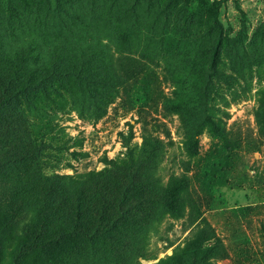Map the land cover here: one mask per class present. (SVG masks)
<instances>
[{
  "label": "rangeland",
  "instance_id": "obj_1",
  "mask_svg": "<svg viewBox=\"0 0 264 264\" xmlns=\"http://www.w3.org/2000/svg\"><path fill=\"white\" fill-rule=\"evenodd\" d=\"M21 58L40 75H78L52 77L50 99L39 91L24 125L0 133L2 264L51 183L72 201L82 191L69 177L103 171L112 190L142 182L135 197L110 190L109 208L148 206L121 209L134 224L127 242L66 264H161L202 219L215 229L209 245L223 246L214 264H264V0H0V76ZM165 188L187 193L185 219L162 204Z\"/></svg>",
  "mask_w": 264,
  "mask_h": 264
},
{
  "label": "trees",
  "instance_id": "obj_2",
  "mask_svg": "<svg viewBox=\"0 0 264 264\" xmlns=\"http://www.w3.org/2000/svg\"><path fill=\"white\" fill-rule=\"evenodd\" d=\"M17 63L18 65L13 67L20 74L15 72L13 76L7 78L0 76V133L14 124L18 123L17 129L19 126L24 125L25 112L32 106L34 101L40 102L41 95L39 91H43L46 95L52 77L67 75L77 79L78 75L58 66L46 68L40 75L36 68L28 65L26 59L21 58ZM80 79L84 80V77ZM118 82L121 84L120 77H118ZM124 95L129 96L127 92ZM45 99L48 101L50 98L46 95ZM144 144H148V138L146 137L144 138ZM149 147L147 157H151L156 149L152 143H149ZM35 153L29 155L22 152L24 158L33 157ZM21 157L18 156L15 161L22 160ZM125 164L121 163L114 166L117 175L124 176L122 169ZM106 174H108L107 171L101 173L89 172L69 177L70 184L82 191L72 201L68 198H58L55 190H59V187L55 183H51V197L43 199L42 208L37 212V221H32L26 227L23 238L15 246L10 264H30V262L35 264H66L87 254L86 249L89 246L98 243L105 245L110 241L114 245H120L122 240L127 242V239H129L128 232L134 230V224H129L128 221L131 218L127 217L122 210L131 209L133 210L131 213H137L138 209L135 210V206L143 205V207H146L145 205L148 206V204L145 200L135 203L136 205H130L127 202L122 204L120 200L114 204V207L116 206L114 209L109 208L105 202L108 200V196H111L108 193L112 190V187L108 186L110 184L107 182H101ZM184 179L187 178L176 179V181L180 185V183L187 182ZM126 182L125 187L120 186L112 192L126 193L128 187L133 192L131 196L135 197V193L138 191V187L142 186V182L135 178L130 182ZM121 183L123 184V182ZM100 184L102 189L97 192L96 188ZM88 189H93L95 196L97 195L93 200L96 205L99 201L103 203L104 208L101 212H97L94 207L89 208L93 201L85 198L82 200L84 192ZM161 193L162 204L168 213L173 216L177 215L178 219H185L186 209L190 206L187 193L183 191L173 193L166 188ZM118 204L120 205L117 206ZM196 223L194 221V225ZM215 237V229L206 219H202L184 239L183 243L174 249L173 255L162 260L161 264H214L213 261L219 259L223 250V246L218 242L209 245L210 242L215 240ZM26 252L39 256V258L30 261ZM0 264H2L1 260Z\"/></svg>",
  "mask_w": 264,
  "mask_h": 264
}]
</instances>
